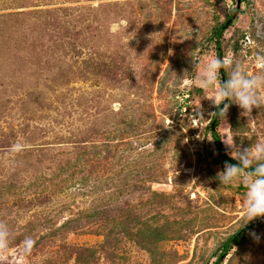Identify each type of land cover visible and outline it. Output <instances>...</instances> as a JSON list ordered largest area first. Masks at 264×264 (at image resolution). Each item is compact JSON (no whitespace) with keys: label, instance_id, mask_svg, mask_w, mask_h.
Listing matches in <instances>:
<instances>
[{"label":"rangeland","instance_id":"obj_1","mask_svg":"<svg viewBox=\"0 0 264 264\" xmlns=\"http://www.w3.org/2000/svg\"><path fill=\"white\" fill-rule=\"evenodd\" d=\"M218 42L264 71V0H0V264H216L264 220L218 179ZM225 112L226 155L264 143V108ZM222 264H264V227Z\"/></svg>","mask_w":264,"mask_h":264},{"label":"clouds","instance_id":"obj_2","mask_svg":"<svg viewBox=\"0 0 264 264\" xmlns=\"http://www.w3.org/2000/svg\"><path fill=\"white\" fill-rule=\"evenodd\" d=\"M257 62L264 65V55H258ZM222 68L229 69V78L217 86ZM200 82L206 90H213L214 94L210 100L217 107L227 100L243 109L245 116L251 114L253 109L264 108V71L249 75L240 63L232 61L225 64L222 59L214 57L205 63ZM221 114L225 116L226 113ZM224 142L233 149L230 155L239 163L226 162L224 170L218 174V179L224 186L239 182L247 189L244 200L245 220L240 228L242 229L250 222L264 218V143H255L241 151L234 143L227 142V138ZM6 235V232L0 230V236Z\"/></svg>","mask_w":264,"mask_h":264},{"label":"trees","instance_id":"obj_3","mask_svg":"<svg viewBox=\"0 0 264 264\" xmlns=\"http://www.w3.org/2000/svg\"><path fill=\"white\" fill-rule=\"evenodd\" d=\"M231 20L227 21L222 27H220L217 31H216V39L217 41H219V38L221 37L222 33L225 31V29H227L228 27H230V22ZM218 56L223 59V51L221 49V45L218 42ZM223 78L226 79L225 76V72H223ZM199 92H202L201 90H199ZM226 113L225 112V106L220 105L219 107H217L214 111V118H213V122L212 125L210 126V131L212 133L213 139L216 143L217 146V152L219 154V156L221 157V159L224 161V163H231V164H238L239 161L234 160L233 158H231L230 156L226 155L225 150H224V145L222 142V138H221V134L219 133V128L221 127V123L224 119L227 118L226 114L225 116L222 115L221 113ZM231 129L233 134H236V129H237V124H236V120L235 118H232L231 120ZM261 227H264V220L259 222L258 224H255L253 226L244 228L240 231H238L236 234H234L233 236H231L227 242L223 245V249H222V254L219 258V260L216 262V264H222L224 262V260L226 259V257L229 255V253L236 247H241L244 245V243L247 241V239L250 238L251 235V229H259Z\"/></svg>","mask_w":264,"mask_h":264},{"label":"water","instance_id":"obj_4","mask_svg":"<svg viewBox=\"0 0 264 264\" xmlns=\"http://www.w3.org/2000/svg\"><path fill=\"white\" fill-rule=\"evenodd\" d=\"M222 72H224V69L222 68ZM225 81V80H224ZM228 101L226 100L225 102H224V106H227L228 105Z\"/></svg>","mask_w":264,"mask_h":264}]
</instances>
